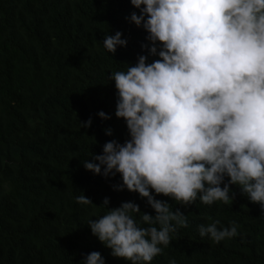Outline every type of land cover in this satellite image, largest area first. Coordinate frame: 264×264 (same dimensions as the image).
<instances>
[{"label": "trees", "instance_id": "obj_1", "mask_svg": "<svg viewBox=\"0 0 264 264\" xmlns=\"http://www.w3.org/2000/svg\"><path fill=\"white\" fill-rule=\"evenodd\" d=\"M132 12L139 9L130 0H0V264H83L93 251L105 264H130L113 257L87 222L107 212L99 206L106 197L109 208L133 201L155 212L139 193L114 189L119 174L105 178L82 162L102 154L105 142L129 138L109 78L149 55ZM116 31L128 45L112 54L103 40ZM89 118L91 127L83 128ZM231 187L236 199L228 205L197 199L186 207L153 191L187 215L188 227L172 234L151 264H264V213ZM82 193L95 205L77 203ZM208 217L221 228L236 221L238 235L219 244L201 238L198 226Z\"/></svg>", "mask_w": 264, "mask_h": 264}, {"label": "clouds", "instance_id": "obj_2", "mask_svg": "<svg viewBox=\"0 0 264 264\" xmlns=\"http://www.w3.org/2000/svg\"><path fill=\"white\" fill-rule=\"evenodd\" d=\"M130 3L139 14L128 19L147 33L142 48L158 58L149 62V55H138L136 64L111 72L115 115L126 122L129 138L105 142L102 154L82 163L105 178L119 174L115 190L147 199L155 215L133 201L109 208L106 197L99 206L107 212L87 223L113 257L151 264L172 234L188 227L187 215L153 191L186 207L197 199L228 205L236 199V185L264 213V0ZM122 37L120 31L106 34L104 48L114 54L127 47ZM98 115L111 119L104 111ZM91 125V118L82 122L83 128ZM76 202L94 204L83 193ZM134 214H141L139 220ZM208 219L198 226L201 238L219 244L238 235L236 221L221 228L219 219ZM83 264L105 260L93 251Z\"/></svg>", "mask_w": 264, "mask_h": 264}]
</instances>
